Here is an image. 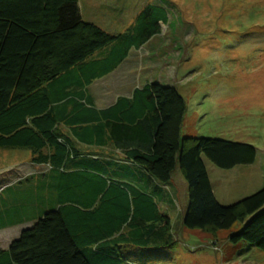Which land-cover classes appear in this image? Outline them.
<instances>
[{
	"label": "trees",
	"instance_id": "trees-1",
	"mask_svg": "<svg viewBox=\"0 0 264 264\" xmlns=\"http://www.w3.org/2000/svg\"><path fill=\"white\" fill-rule=\"evenodd\" d=\"M167 20L162 7L150 5L124 34L112 36L81 20L77 0H0V149H27L33 164L48 168L40 178L48 193L38 200L44 212L0 251V264H151L134 260L175 242L169 218L142 186L152 180L168 187L176 168L187 184L184 229L214 235L248 218L228 241L264 253V210L258 212L264 184L220 205L201 159L221 169L249 165L252 146L182 137L186 103L175 87L149 82L105 109L85 95L86 86L160 34ZM108 45L109 55L73 74ZM78 144H109L140 172L126 166L119 178L109 171L111 163L92 159ZM125 248L133 249L130 259L121 253Z\"/></svg>",
	"mask_w": 264,
	"mask_h": 264
},
{
	"label": "rangeland",
	"instance_id": "rangeland-1",
	"mask_svg": "<svg viewBox=\"0 0 264 264\" xmlns=\"http://www.w3.org/2000/svg\"><path fill=\"white\" fill-rule=\"evenodd\" d=\"M150 5L166 12L167 24L159 25L155 43L167 47L158 51V46L151 49L148 45L139 52L145 57L149 51L153 58L151 65L142 61V76L175 87L184 98L182 137L225 140L254 148L253 163L231 169L218 168L201 156L217 203L227 206L254 194L264 184V0H105L92 20L106 28L117 19L118 31L125 26L127 31ZM27 151L0 149V192L7 186L24 189L16 196L25 205L21 207L24 212L48 195L40 182L48 168L33 164ZM45 181L48 184L50 179ZM147 184L162 185L152 180ZM168 187L172 188V203L159 202L158 209L170 220L175 245L165 250L149 249L134 261L264 264V253L256 247L244 241H228L248 218L214 235L184 229L181 217L187 204V184L178 168ZM10 192H5L2 199L6 200ZM262 210L264 206L258 212ZM121 253L129 257L133 249L125 248Z\"/></svg>",
	"mask_w": 264,
	"mask_h": 264
},
{
	"label": "crops",
	"instance_id": "crops-1",
	"mask_svg": "<svg viewBox=\"0 0 264 264\" xmlns=\"http://www.w3.org/2000/svg\"><path fill=\"white\" fill-rule=\"evenodd\" d=\"M103 4H105V0H77V6L81 20L85 23H90L97 26L102 31L112 36L124 34L126 31V26L122 30L118 31L119 21L117 19H115L116 21L112 20L106 28L99 26L92 20L94 12L101 9ZM158 35L151 37L144 45H142L138 49L131 48L128 51L126 58L115 69H113L105 76L93 80L88 86L83 89L85 95L91 100V103L97 109H105L107 107H110L119 98L130 99L134 90L141 88L146 83L153 82L150 81L149 78H144L142 76V70L144 68L142 61L144 60V62H146L147 60V62L151 65L150 59L153 60V58L149 57L151 56L149 55V51H146L147 54L145 57H142L139 52L148 45L151 47V49H155V47L158 46V51L161 49H166V45L158 44L157 42L155 43V38ZM112 48L113 45H108L105 48L96 51L82 64L76 66L72 70L73 74L75 72L79 73V69L86 64L106 57L110 54ZM77 147L80 150L84 148L86 150V153H90V155H93L94 158L92 159L97 158L102 163H111V166L108 167L109 171L114 172L113 174L115 175L116 173H118L117 177L119 178L122 177V174L125 171H122V169L126 168V166L130 167V170L133 173H136L135 171L140 172L133 165H131V163L123 159L124 157L119 150L114 149L109 144L102 148L88 146L85 147L80 144H78ZM141 185L142 184L140 183V186ZM143 186L142 189L145 190L146 193L153 196V198L158 203L163 201L168 202L170 198L172 199L173 192H171V187L160 185H156L155 187ZM10 187L12 188L11 192ZM10 187L7 186L0 192V251L7 250L10 244L19 237L21 232L31 228L34 225L35 220L39 218L44 212V208H38V203L37 205L30 207L29 212H24L21 207L25 205L18 204V201H16V196L21 195L24 189L13 186ZM5 192H10V194L9 197L6 198V200H3L2 197ZM147 255L150 256V254ZM149 258V260L152 261V257Z\"/></svg>",
	"mask_w": 264,
	"mask_h": 264
}]
</instances>
